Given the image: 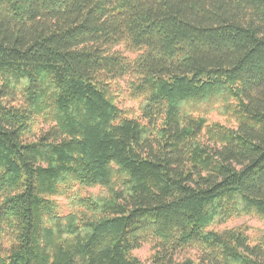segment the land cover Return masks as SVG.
<instances>
[{
  "label": "trees",
  "instance_id": "1",
  "mask_svg": "<svg viewBox=\"0 0 264 264\" xmlns=\"http://www.w3.org/2000/svg\"><path fill=\"white\" fill-rule=\"evenodd\" d=\"M241 214L264 0H0V264H264Z\"/></svg>",
  "mask_w": 264,
  "mask_h": 264
},
{
  "label": "rangeland",
  "instance_id": "2",
  "mask_svg": "<svg viewBox=\"0 0 264 264\" xmlns=\"http://www.w3.org/2000/svg\"><path fill=\"white\" fill-rule=\"evenodd\" d=\"M210 118L212 120L220 121L221 123H225L224 116H219L216 113H210ZM98 189H82V194H95ZM56 201L60 204V209L62 212L67 213L70 209V201L68 203V199L65 197H57ZM236 226H246L248 235L250 237L251 242L261 241L264 242V217L254 214H241L237 215V217L231 218L224 226L217 227L216 229H221L223 227H236ZM141 259H145L149 255V247L144 245L140 249L136 250L135 253Z\"/></svg>",
  "mask_w": 264,
  "mask_h": 264
}]
</instances>
